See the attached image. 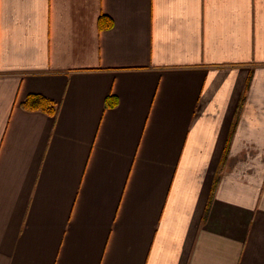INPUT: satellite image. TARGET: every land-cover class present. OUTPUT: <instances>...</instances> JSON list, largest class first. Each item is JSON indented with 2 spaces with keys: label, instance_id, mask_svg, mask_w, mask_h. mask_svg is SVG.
<instances>
[{
  "label": "crops",
  "instance_id": "crops-1",
  "mask_svg": "<svg viewBox=\"0 0 264 264\" xmlns=\"http://www.w3.org/2000/svg\"><path fill=\"white\" fill-rule=\"evenodd\" d=\"M0 264H264V0H0Z\"/></svg>",
  "mask_w": 264,
  "mask_h": 264
},
{
  "label": "trees",
  "instance_id": "trees-1",
  "mask_svg": "<svg viewBox=\"0 0 264 264\" xmlns=\"http://www.w3.org/2000/svg\"><path fill=\"white\" fill-rule=\"evenodd\" d=\"M112 25V22L111 20L106 17V16H103L101 18V21H100V27L102 28H109L111 27ZM107 105L108 106H111V107H115L116 106V100L112 97H109L107 99ZM23 107L24 109H27V110H31V111H43L49 115H55L56 113V106L55 104L43 97V96H39V95H32L30 96L24 103H23Z\"/></svg>",
  "mask_w": 264,
  "mask_h": 264
}]
</instances>
